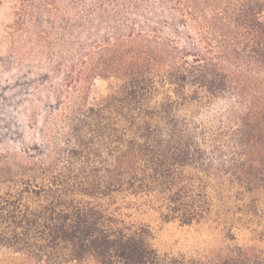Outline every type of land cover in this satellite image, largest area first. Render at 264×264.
Segmentation results:
<instances>
[{"label": "trees", "instance_id": "16d2710c", "mask_svg": "<svg viewBox=\"0 0 264 264\" xmlns=\"http://www.w3.org/2000/svg\"><path fill=\"white\" fill-rule=\"evenodd\" d=\"M70 2L86 38L39 39L67 83L101 78L105 92L67 114L47 164L0 192V251L160 264L151 226L127 211L141 200L181 226L213 217L231 241L247 223L257 244L215 264H264V0Z\"/></svg>", "mask_w": 264, "mask_h": 264}, {"label": "rangeland", "instance_id": "374dc122", "mask_svg": "<svg viewBox=\"0 0 264 264\" xmlns=\"http://www.w3.org/2000/svg\"><path fill=\"white\" fill-rule=\"evenodd\" d=\"M46 1L0 0V192L23 184L42 163L47 164L63 145L67 114L80 102L87 106L105 92L106 81L101 78H94L93 85L83 83L79 92L65 80L68 69H54L56 56L51 58L49 48L39 39L43 30L56 36L62 28H75L74 35H80V40L86 37L81 25L71 27L81 4ZM67 49L75 55V47L69 44L63 50ZM141 203L127 211L131 219L151 226L160 264H215L219 254L235 245L257 244L245 229L247 223L232 230L237 237L231 241L224 236L223 224L213 217L181 226L163 221L156 210ZM0 264L34 263L22 254L0 251Z\"/></svg>", "mask_w": 264, "mask_h": 264}]
</instances>
